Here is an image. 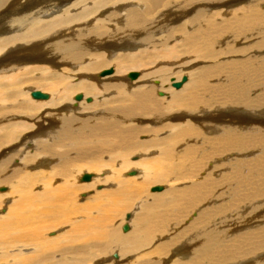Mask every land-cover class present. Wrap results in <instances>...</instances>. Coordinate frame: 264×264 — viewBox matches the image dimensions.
I'll return each mask as SVG.
<instances>
[{"label":"bare ground","instance_id":"6f19581e","mask_svg":"<svg viewBox=\"0 0 264 264\" xmlns=\"http://www.w3.org/2000/svg\"><path fill=\"white\" fill-rule=\"evenodd\" d=\"M0 189V264H264V0H0Z\"/></svg>","mask_w":264,"mask_h":264},{"label":"water","instance_id":"95a60500","mask_svg":"<svg viewBox=\"0 0 264 264\" xmlns=\"http://www.w3.org/2000/svg\"><path fill=\"white\" fill-rule=\"evenodd\" d=\"M106 74H111V70L104 71L102 75H106ZM129 77L132 78V79H134V78L137 77V75L132 73V74L129 75ZM185 80L186 79L183 78L182 79V82H185ZM174 86L175 87H179L180 86V83L174 84ZM31 97L33 99H35V100H46V99H48L47 94H43V93L37 92V91L36 92H33L31 94ZM81 97L82 96L78 95V96L75 97V99L79 101L81 99ZM89 178H90V175L84 174L83 177L81 178V181L87 182L89 180ZM2 190H4V189H0V191H2ZM151 190L152 191H160V190H162V186L153 187V188H151ZM127 218H129V215H127ZM128 230H129V226L128 225H125L124 226V231H128Z\"/></svg>","mask_w":264,"mask_h":264},{"label":"rangeland","instance_id":"374dc122","mask_svg":"<svg viewBox=\"0 0 264 264\" xmlns=\"http://www.w3.org/2000/svg\"><path fill=\"white\" fill-rule=\"evenodd\" d=\"M59 14H61V13H59ZM134 52H135V51H134ZM108 70H110V69H108ZM106 71H107V70H106ZM111 71H112L111 74L114 73V70H113L112 68H111ZM132 73H133V74H137V77L140 75V73H137V72H131L130 74H132ZM130 74H129V75H130ZM184 76H187V75H184ZM129 78H130V77H129ZM130 79H131V78H130ZM134 79H135V78H134ZM39 92H41V91H39ZM41 93H43V94H47V95L50 97V94H49L48 92H41ZM81 95H82V94H81ZM90 99H91V101H92V98H91V97H90ZM33 100H34V99H33ZM36 101H39V100H36ZM87 101H89V99H87ZM80 102H81V101H80ZM156 186H158V185H156ZM159 186H162V187H165V188H166L165 185H159ZM90 194H91V193H90ZM90 194H89V195H90ZM83 198H84V197H82V199H83ZM128 214L131 215L130 212H128ZM126 215H127V214H125L124 218L122 219V222H123V223L121 224V225H122V227H121L122 232H123V227H124L125 225H127V224L129 223L130 219H131V218H130V219H127V218H126ZM125 220H126V221H125ZM120 221H121V219L118 220V223H120ZM124 221H125V222H124ZM118 223H117V224H118ZM128 225H129V224H128ZM129 230H130V226H129ZM129 230L126 231V232H123V234H127V233L129 232ZM120 232H121V231H120ZM122 232H121V233H122Z\"/></svg>","mask_w":264,"mask_h":264}]
</instances>
